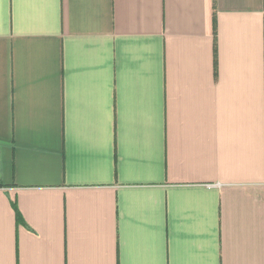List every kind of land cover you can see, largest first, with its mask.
I'll use <instances>...</instances> for the list:
<instances>
[{
  "label": "crops",
  "instance_id": "crops-1",
  "mask_svg": "<svg viewBox=\"0 0 264 264\" xmlns=\"http://www.w3.org/2000/svg\"><path fill=\"white\" fill-rule=\"evenodd\" d=\"M0 264H264V0H0Z\"/></svg>",
  "mask_w": 264,
  "mask_h": 264
}]
</instances>
